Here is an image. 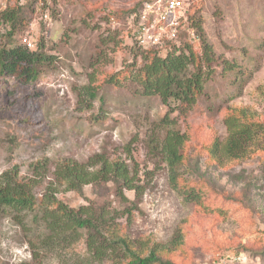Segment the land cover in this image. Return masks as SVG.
<instances>
[{"label":"rangeland","instance_id":"rangeland-1","mask_svg":"<svg viewBox=\"0 0 264 264\" xmlns=\"http://www.w3.org/2000/svg\"><path fill=\"white\" fill-rule=\"evenodd\" d=\"M142 1L61 0L48 25L34 21L32 1L0 0V10L17 2L30 5L16 39L22 44L30 34L34 50L43 38L54 55L36 80L0 76V176L18 167L20 177L39 180V197L53 181L57 198L74 208L91 202L111 209L125 206L112 183L88 184L78 193L54 180L62 160L86 162L105 154L138 168L144 192L138 199L133 190L125 191L136 207L130 220L118 218L122 233L140 241L137 248L169 244L180 236L181 244L167 255L176 264H264V150L216 162L204 150L213 138H226L224 118L234 108L247 107L255 112L254 120L264 122V0H193L189 13L193 5L216 60L199 100L187 112L144 95L132 68L143 64L148 49L165 55L189 43L200 52L201 41L177 31L176 37L163 34L162 46L137 43L130 16ZM8 29L0 25V44ZM165 116L170 127L185 133V155L201 154L200 172L208 181L190 167L183 177L187 186L204 188L203 206L175 189L152 149L163 138L158 123ZM17 214L0 208V264H75L86 255L84 239L68 249L65 260L41 249L39 240L18 224Z\"/></svg>","mask_w":264,"mask_h":264},{"label":"trees","instance_id":"trees-1","mask_svg":"<svg viewBox=\"0 0 264 264\" xmlns=\"http://www.w3.org/2000/svg\"><path fill=\"white\" fill-rule=\"evenodd\" d=\"M142 4L143 1L132 7L133 13H138ZM192 10L189 17L201 41L200 52H196L189 43L174 47L165 55L156 49H148V54L143 56V64L132 68L144 95L156 96L164 104H173L174 110L182 112H187L199 100L216 60L212 45L205 40L203 29L198 25L193 5ZM30 11V5L19 2L0 10V25L9 28L5 44H0V76L36 80L43 66L54 59L43 38L34 50L18 43L16 33L19 34L25 27L27 12ZM228 66L226 68L231 69L233 65L229 63ZM85 88L88 89L87 94L95 98L96 92L91 90L93 88ZM254 116L255 112L247 107L227 112L224 118L226 138H213L204 149L211 162L224 157L240 159L253 150H264V122L254 120ZM170 125L167 116L158 123V127L165 131L161 142L156 141L152 149L163 159L175 189L183 190L180 192L186 201L203 206L204 188L187 186L188 179L183 177V170L190 167L191 171L199 176L201 174L204 181L207 180L205 174L200 172L201 154L194 151L197 154L186 156L185 133ZM17 168L15 166L0 176V208L18 212L15 215L18 224L39 240L37 246L41 249L54 252L65 260L69 255L68 249L84 239L86 255L75 264H176L167 255L181 244L180 236L173 238L169 244L155 243L150 247L138 245L137 248L136 244L140 241L129 239L120 230L118 218L130 220L136 207L125 191L133 190L138 199L144 192L137 167L131 168L124 161L111 159L102 153L86 162L69 158L56 165L54 180L60 186H65V190L82 193L88 184L103 186L112 183L121 203L126 204L112 209L96 202L78 208L70 207L57 198L59 188L53 181L49 182L46 191L39 197L35 191L39 180L20 177ZM180 183L187 187L180 188ZM128 202L133 206H127ZM33 249L37 257L35 245Z\"/></svg>","mask_w":264,"mask_h":264},{"label":"built area","instance_id":"built-area-1","mask_svg":"<svg viewBox=\"0 0 264 264\" xmlns=\"http://www.w3.org/2000/svg\"><path fill=\"white\" fill-rule=\"evenodd\" d=\"M33 2L32 11L34 21L50 24L52 12L58 9L61 0H30ZM193 0H144L138 13L130 16V21L135 23L130 26L134 28L135 40L143 45L162 46V35L167 33L170 37L175 33L185 35V39H197L196 29L192 25L191 4ZM33 21L32 25H36ZM176 37V36H175ZM34 39L30 34L22 37V44L28 49L34 48Z\"/></svg>","mask_w":264,"mask_h":264}]
</instances>
